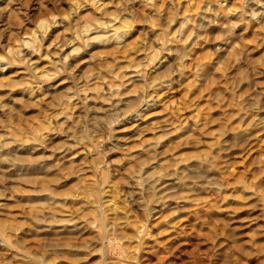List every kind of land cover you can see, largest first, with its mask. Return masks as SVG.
I'll use <instances>...</instances> for the list:
<instances>
[{
  "label": "rangeland",
  "instance_id": "374dc122",
  "mask_svg": "<svg viewBox=\"0 0 264 264\" xmlns=\"http://www.w3.org/2000/svg\"><path fill=\"white\" fill-rule=\"evenodd\" d=\"M0 264H264V0H0Z\"/></svg>",
  "mask_w": 264,
  "mask_h": 264
},
{
  "label": "bare ground",
  "instance_id": "6f19581e",
  "mask_svg": "<svg viewBox=\"0 0 264 264\" xmlns=\"http://www.w3.org/2000/svg\"><path fill=\"white\" fill-rule=\"evenodd\" d=\"M97 96H100V95H97ZM91 97H92V95H91ZM95 98V97H94ZM70 99H72V98H70ZM92 101V100H91ZM68 103V102H67ZM96 103V102H95ZM76 104V103H75ZM50 106H51V104H50ZM49 106V107H50ZM69 106V105H68ZM145 109V108H144ZM53 112V111H52ZM63 112V111H62ZM124 112V111H123ZM139 112V111H138ZM143 113V112H142ZM145 113V112H144ZM123 114V113H122ZM147 115V114H146ZM143 116V115H142ZM138 117V116H137ZM64 121V120H63ZM144 121V120H143ZM66 123V122H65ZM141 123H143V122H141ZM68 124H69V122H68ZM72 126V125H71ZM70 126V127H71ZM132 126H133V124H132ZM69 128V127H68ZM136 129V128H135ZM150 129V128H149ZM139 130V129H138ZM148 131V130H147ZM142 132V131H141ZM136 133V132H135ZM137 133H138V131H137ZM83 137V136H82ZM130 137V136H129ZM131 138V137H130ZM135 138V137H134ZM87 142V141H86ZM136 143V142H135ZM87 146H89L90 147V145H87ZM131 146V145H130ZM133 147V146H132ZM131 148V147H130ZM130 153V152H129ZM132 155V154H131ZM132 156H134V155H132ZM137 156H138V154H137ZM128 167V166H127ZM128 169V168H127ZM126 170V169H125ZM128 171V170H127ZM138 172V171H137ZM133 174V173H132ZM44 187H45V185H44ZM41 188H42V186H41ZM60 193V192H59ZM55 194V193H54ZM72 194V193H71ZM46 195V194H45ZM49 195V194H48ZM73 196V195H72ZM53 197V196H52ZM74 197V196H73ZM90 197V196H89ZM45 198V197H44ZM85 198H87L86 196H85ZM48 199V198H47ZM76 199V198H75ZM86 200V199H85ZM75 201H77V200H75ZM74 201V202H75ZM81 201V200H80ZM93 201V200H92ZM47 202H49V201H47ZM55 202V201H54ZM74 202L72 201V203L74 204ZM50 203V202H49ZM53 203V202H52ZM58 203H60V202H58ZM82 203H83V201H82ZM85 203V202H84ZM54 204H56V202L54 203ZM93 204V203H92ZM77 205V204H76ZM80 205H82V204H80ZM87 205V204H86ZM83 206H85V205H83ZM73 207H75V206H73ZM80 207V206H79ZM79 207H77V208H79ZM99 207V206H98ZM76 208V207H75ZM76 208V209H77ZM87 209H88V207H87ZM91 209V208H90ZM58 211H60V210H58ZM66 211V210H65ZM68 212V211H67ZM86 212H88L87 210H86ZM85 212V213H86ZM86 215V214H85ZM88 215V214H87ZM83 217V216H82ZM90 217V216H89ZM70 220V219H69ZM72 220V219H71ZM104 220V219H103ZM105 222V221H104ZM88 236V235H87ZM105 241V240H104Z\"/></svg>",
  "mask_w": 264,
  "mask_h": 264
}]
</instances>
